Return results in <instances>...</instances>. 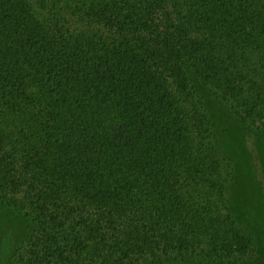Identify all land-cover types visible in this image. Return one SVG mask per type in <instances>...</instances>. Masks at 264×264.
<instances>
[{
	"label": "trees",
	"instance_id": "obj_1",
	"mask_svg": "<svg viewBox=\"0 0 264 264\" xmlns=\"http://www.w3.org/2000/svg\"><path fill=\"white\" fill-rule=\"evenodd\" d=\"M35 1L0 0V206L35 224L7 264L253 255L198 90L263 126L264 0Z\"/></svg>",
	"mask_w": 264,
	"mask_h": 264
},
{
	"label": "rangeland",
	"instance_id": "obj_2",
	"mask_svg": "<svg viewBox=\"0 0 264 264\" xmlns=\"http://www.w3.org/2000/svg\"><path fill=\"white\" fill-rule=\"evenodd\" d=\"M30 2L36 14L44 18L45 12L37 7V2ZM198 93L207 101L208 112L216 123L218 152L234 162L240 186L232 206L239 224L254 239L255 252L247 259L196 258L165 264H264V124L261 128H249L207 88L200 87ZM34 227L32 219L10 207L0 206V264H7L8 258L18 255L15 251L20 249L21 253L28 247Z\"/></svg>",
	"mask_w": 264,
	"mask_h": 264
}]
</instances>
